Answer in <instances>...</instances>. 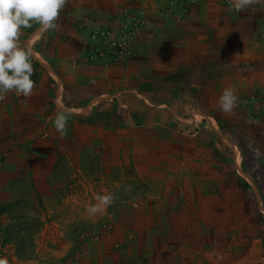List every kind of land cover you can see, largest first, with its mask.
Instances as JSON below:
<instances>
[{
    "label": "rangeland",
    "instance_id": "obj_1",
    "mask_svg": "<svg viewBox=\"0 0 264 264\" xmlns=\"http://www.w3.org/2000/svg\"><path fill=\"white\" fill-rule=\"evenodd\" d=\"M188 2L167 0L163 9L173 13L178 4L188 11ZM92 13L78 32L101 79L70 88L61 105L73 113L67 135L61 138L50 121L29 127L23 108L21 124H11L12 116L0 122V258L264 264V72L245 87L236 71L237 79H228L218 67L209 90L196 91L192 102L183 88L192 80L189 53L179 52L184 63L174 68L148 69L136 48L147 28L141 8L122 6L104 20ZM225 87L238 97L231 114L217 103ZM139 120L150 130L137 129ZM230 167L248 184L244 195L229 192ZM109 193L115 202L89 215L95 198ZM246 196L255 211L245 220Z\"/></svg>",
    "mask_w": 264,
    "mask_h": 264
},
{
    "label": "crops",
    "instance_id": "obj_2",
    "mask_svg": "<svg viewBox=\"0 0 264 264\" xmlns=\"http://www.w3.org/2000/svg\"><path fill=\"white\" fill-rule=\"evenodd\" d=\"M166 1L68 0L56 30L41 32L33 22L32 28L23 30L20 40L30 41L34 50L31 77L35 82L34 92L31 97L9 94L0 102V122L12 116L11 124H21L22 110L19 109L23 108L27 110L25 119L29 127L41 121L47 123L64 104L72 86L86 85L90 79L100 82L102 68L95 63L93 67L90 65L86 39L78 32L81 18L90 11L94 18L104 20L122 6L141 8L147 28L141 36V45L140 40L135 43L136 48L140 49L148 69L153 64L162 69L174 68L184 63L178 53H189L192 80L183 88H187L192 102L197 101L196 91L202 87L209 90L216 76L214 69L218 67H225L228 79H237L233 76L239 74V85L245 87L250 81L253 84L259 70L264 72V7L254 5L246 11L235 12L219 0H190L183 3L188 11L174 4L173 13H168L163 9ZM129 70L133 71V66ZM91 71L95 74L93 77ZM20 135L19 132L17 137Z\"/></svg>",
    "mask_w": 264,
    "mask_h": 264
},
{
    "label": "clouds",
    "instance_id": "obj_3",
    "mask_svg": "<svg viewBox=\"0 0 264 264\" xmlns=\"http://www.w3.org/2000/svg\"><path fill=\"white\" fill-rule=\"evenodd\" d=\"M68 0H0V102L8 95L31 97L35 82L31 78L34 72L32 59L34 50L31 42L20 40L24 29L39 25V31L56 30L60 13ZM229 10L246 11L254 5H264V0H229ZM225 114H231L238 106V97L234 89L225 87L217 101ZM73 113L68 108H58L50 118L61 138L67 135V125ZM112 194L98 195L96 203L91 204L87 213L91 216L101 214L115 202ZM0 264L7 261L0 258Z\"/></svg>",
    "mask_w": 264,
    "mask_h": 264
},
{
    "label": "trees",
    "instance_id": "obj_4",
    "mask_svg": "<svg viewBox=\"0 0 264 264\" xmlns=\"http://www.w3.org/2000/svg\"><path fill=\"white\" fill-rule=\"evenodd\" d=\"M143 122H145V121L139 120L138 122H136L137 123L136 124L137 126L135 125L136 128L141 130V131L150 130V128L147 127L146 124H143ZM160 127H161V125H156L154 128H160ZM225 175L227 177V181H226L227 188L229 189V192L232 195H235V194H243L244 195L246 193L247 188H248V184L246 182H244V180L238 175V173L234 169V167L227 168L225 171ZM227 203H229V206L232 207L233 204L236 203V200H229V201L227 200V201H225V205ZM237 203H240V202H237ZM240 205L242 207V212H245V215L247 216L245 218V220H246L247 218H249L248 212L255 211V209L253 208V205L251 204V202L249 201L247 196L243 199V201L240 203ZM218 208H219L218 212H221L223 209L222 206H218ZM197 219H202V218L197 217ZM221 219H223V221H224V222H221V224L225 225V218H221ZM241 221H243V219H241ZM235 222H236V219H234L233 222H230L229 225L226 227L234 226ZM221 263L225 264V262H221ZM227 264H228V262H227Z\"/></svg>",
    "mask_w": 264,
    "mask_h": 264
},
{
    "label": "built area",
    "instance_id": "obj_5",
    "mask_svg": "<svg viewBox=\"0 0 264 264\" xmlns=\"http://www.w3.org/2000/svg\"><path fill=\"white\" fill-rule=\"evenodd\" d=\"M226 2H229V0H225Z\"/></svg>",
    "mask_w": 264,
    "mask_h": 264
}]
</instances>
